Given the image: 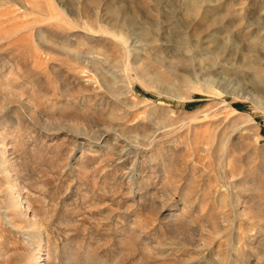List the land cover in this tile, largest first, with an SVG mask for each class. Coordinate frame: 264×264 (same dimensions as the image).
<instances>
[{
	"label": "rangeland",
	"instance_id": "rangeland-1",
	"mask_svg": "<svg viewBox=\"0 0 264 264\" xmlns=\"http://www.w3.org/2000/svg\"><path fill=\"white\" fill-rule=\"evenodd\" d=\"M263 82L264 0H0V264L8 181L43 264H264Z\"/></svg>",
	"mask_w": 264,
	"mask_h": 264
},
{
	"label": "bare ground",
	"instance_id": "bare-ground-1",
	"mask_svg": "<svg viewBox=\"0 0 264 264\" xmlns=\"http://www.w3.org/2000/svg\"><path fill=\"white\" fill-rule=\"evenodd\" d=\"M59 15V14H58ZM57 17V16H56ZM58 18V17H57ZM56 18V19H57ZM72 27V26H71ZM82 29H83V27H82ZM104 30V29H103ZM86 31V30H85ZM88 34V33H87ZM87 37V36H86ZM79 54V53H78ZM81 56V55H80ZM93 63L94 64H96V62L95 61H93ZM90 64V63H89ZM93 64V65H94ZM98 64H99V62L97 61V66H98ZM105 74V73H104ZM104 74H103V76H104ZM257 74H258V72H257ZM135 77V76H134ZM257 77L258 78H262V76H260V75H257ZM111 79H113L112 81H115V78H111ZM103 80H104V83L106 84V85H109V91H110V93L113 95V96H116V98L118 99V96H119V92L116 90V88H115V86L113 87V84L114 83H112V82H108L107 80H106V78L104 77L103 78ZM264 83V82H263ZM264 87V86H263ZM264 89V88H263ZM249 98H248V100H250V102L253 104V106L255 107V108H257V109H259L260 111H262L263 113H264V94L262 93V94H255V95H253V94H249V96H248ZM233 115V114H232ZM240 115V114H239ZM237 117H240V116H237ZM236 118V117H235ZM244 122L248 125V128L249 129H244V131H245V133H243L242 132V135L250 142L249 144H250V146L252 147V150H256V149H258V139H257V124H256V122H255V120L250 116V115H244ZM193 128V127H192ZM250 132H252L253 133V135L251 136V134H250ZM5 146V145H4ZM4 146L2 147V148H4ZM251 150H249V152H250ZM5 152V151H4ZM249 152H246V153H249ZM5 154H6V152H5ZM251 154H253V153H251ZM224 156V157H223ZM230 158L231 157H227V155L226 154H224V153H222L221 155H219L218 156V160H219V162H220V164L219 165H221L222 167H224L225 165H226V163H228V164H230ZM228 161V162H227ZM4 166H5V164H4ZM3 165H2V163H0V172H3L4 171V169H5V167H4ZM218 166V165H217ZM229 167V166H228ZM256 172V171H255ZM8 177H10V176H7V178ZM247 178V177H246ZM9 179V178H8ZM246 180V179H245ZM250 183V182H249ZM247 185H248V183L246 184L245 182L242 184V186L239 188V189H236L235 191H239V193L238 192H236V193H238V194H240V193H243V194H245V191L247 190ZM7 188L5 189V191H4V196H5V202L3 203V211H2V214L4 215V217H5V219L7 218H11V219H9V223L13 226V227H15V228H17V229H20V231H21V229L22 228H25L26 230H28L27 232H29L30 233V236H31V234L33 235V236H35L36 238H37V246H36V253L33 255V258L35 259L34 260V262L32 263V264H43V263H41V259H40V251H41V242H42V238H43V235H42V237H41V232H40V227H41V225L39 226V224H38V222L37 221H35L36 219H34L36 216H35V212H34V210H31V208L28 206V204H27V202L26 201H24L23 202V199H22V193H21V190H23V189H18L17 188V182L16 181H8V183H7ZM259 190V189H258ZM234 191V192H235ZM233 192V193H234ZM255 192H256V190H255ZM24 193V192H23ZM257 193V192H256ZM253 194H255V193H253ZM3 195V194H2ZM251 195V194H250ZM249 195V196H250ZM242 196V195H241ZM238 199H239V196L237 195V194H235L234 195V204H235V207H237V202H238ZM1 203V202H0ZM25 204V205H24ZM1 207V206H0ZM244 208L245 209H243V211H241L240 213H239V208H236L235 210H234V212L238 215L239 214V217H242V215L240 216V214L242 213H244V210H245V212L247 211L246 210V208L247 207H245L244 206ZM249 210V209H248ZM34 213H33V212ZM247 213H249L248 211H247ZM246 215V217H247V215L248 214H243V216H245ZM244 218V217H243ZM6 219V220H7ZM18 219H22V222L23 223H25V227H23V225H21V226H19V224L18 225H16V222H18V221H16V220H18ZM25 221V222H24ZM20 222V221H19ZM247 222V221H246ZM248 223H250L251 225H253L252 227H253V229H248V230H254V229H256V227L258 226V221H252V223L251 222H248ZM249 226V225H248ZM42 228V227H41ZM247 231V230H246ZM255 231V230H254ZM253 231V232H254ZM250 232V231H249ZM24 233V232H23ZM252 233V232H251ZM256 233H258V232H256ZM32 241V240H31ZM34 241V240H33ZM2 243V242H1ZM43 243V242H42ZM31 244V243H30ZM29 244V246H31ZM33 244H34V242H33ZM35 247V246H34ZM31 248H32V246H31ZM34 250V249H33ZM32 252H35V250L34 251H32ZM31 252V253H32ZM35 256V257H34ZM30 257V256H29ZM238 257H242V255L241 256H238ZM32 258V257H31ZM33 258L31 259V261L33 260ZM47 258V257H46ZM30 259V258H29ZM49 259V258H48ZM47 260V259H46ZM51 260V259H50ZM239 260V259H238ZM237 264V263H236Z\"/></svg>",
	"mask_w": 264,
	"mask_h": 264
}]
</instances>
